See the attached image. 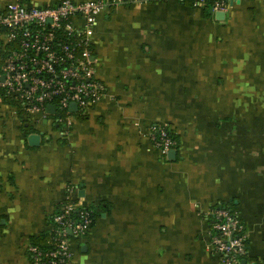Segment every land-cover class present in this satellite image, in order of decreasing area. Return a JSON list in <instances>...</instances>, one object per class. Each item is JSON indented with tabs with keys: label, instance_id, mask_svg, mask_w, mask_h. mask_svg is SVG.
Listing matches in <instances>:
<instances>
[{
	"label": "crops",
	"instance_id": "0c3cea01",
	"mask_svg": "<svg viewBox=\"0 0 264 264\" xmlns=\"http://www.w3.org/2000/svg\"><path fill=\"white\" fill-rule=\"evenodd\" d=\"M16 1L59 0H0V12ZM226 13L123 0L99 14L107 96L68 135L0 91V264H32V239L71 185L99 213L74 264H221L209 221L219 203L244 224L247 264H264V0H230ZM156 123L177 134L175 158L150 137Z\"/></svg>",
	"mask_w": 264,
	"mask_h": 264
},
{
	"label": "built area",
	"instance_id": "2783aa9c",
	"mask_svg": "<svg viewBox=\"0 0 264 264\" xmlns=\"http://www.w3.org/2000/svg\"><path fill=\"white\" fill-rule=\"evenodd\" d=\"M187 1V0H180ZM194 7L209 6L212 14L227 12L230 0H189ZM123 0H59L53 5L28 6L20 1L0 12V91L24 111L53 117L68 135L75 121L85 117L107 96L106 86L95 78L92 36L97 17ZM76 104L77 109H72ZM54 105L55 113L47 107ZM162 153L176 149L178 140L165 123L149 131ZM67 187L66 200L50 227L51 248H28L32 264H74L72 237L80 239L91 228L94 214ZM210 240L221 264H242L248 253L245 227L238 212L214 207ZM71 231V233L69 232Z\"/></svg>",
	"mask_w": 264,
	"mask_h": 264
},
{
	"label": "trees",
	"instance_id": "16d2710c",
	"mask_svg": "<svg viewBox=\"0 0 264 264\" xmlns=\"http://www.w3.org/2000/svg\"><path fill=\"white\" fill-rule=\"evenodd\" d=\"M185 3L191 4V2L189 0L185 1ZM203 8L207 9L208 11H210L208 5H206ZM5 97H6V99L8 101H10V102L13 101L9 96H5ZM81 118H85V117H81ZM170 135L178 140L177 134L174 131H172L171 129H170ZM65 201L66 200H63L60 204L57 205V208H56L55 212L48 219V228H47V230L45 232H43L41 235H39L38 237L33 238L32 242H31V245L39 247L44 252L48 251L51 248L50 239L52 238V234H51V231H50V227L55 225L53 217L56 214L60 213L61 207H62V205H63V203ZM86 206H88L93 211V214H94V222L92 224V226H93L95 224L98 216H99V213L96 211V209L93 206H91V205H86ZM219 206H226V207H229L230 209H232V211H236L230 204H227V203H219V204L213 206V208L214 207H219ZM209 221H210V224L212 225L213 219L210 216H209ZM72 238H73L74 242L79 240V239H77L75 237H72ZM246 243L248 245V242H246ZM244 258L249 260L248 254L245 255Z\"/></svg>",
	"mask_w": 264,
	"mask_h": 264
},
{
	"label": "water",
	"instance_id": "95a60500",
	"mask_svg": "<svg viewBox=\"0 0 264 264\" xmlns=\"http://www.w3.org/2000/svg\"><path fill=\"white\" fill-rule=\"evenodd\" d=\"M226 14H227V13L224 12V11H218V12L215 13V17H216L217 20H224L225 17H226ZM47 109H48V111H50L51 113H55L56 107H55L54 105H49V106L47 107ZM72 109H73V110H76V109H77L76 104H72ZM35 136H36V135H35ZM35 138H37V137H35ZM176 153H177V150H176V149H172V150H170L169 153H168V157H169V159H173V158H175ZM69 232L71 233V231H69ZM242 264H247V259H243V260H242ZM252 264H255V263H252Z\"/></svg>",
	"mask_w": 264,
	"mask_h": 264
},
{
	"label": "rangeland",
	"instance_id": "374dc122",
	"mask_svg": "<svg viewBox=\"0 0 264 264\" xmlns=\"http://www.w3.org/2000/svg\"><path fill=\"white\" fill-rule=\"evenodd\" d=\"M80 239H81V238H80ZM76 242H78V241H75V242H74V245H75Z\"/></svg>",
	"mask_w": 264,
	"mask_h": 264
}]
</instances>
